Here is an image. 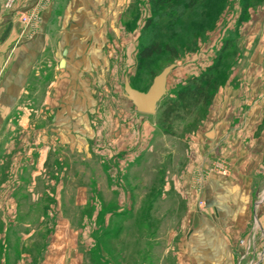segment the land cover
<instances>
[{
    "label": "rangeland",
    "instance_id": "374dc122",
    "mask_svg": "<svg viewBox=\"0 0 264 264\" xmlns=\"http://www.w3.org/2000/svg\"><path fill=\"white\" fill-rule=\"evenodd\" d=\"M95 1L56 29L93 63L70 101L87 109L77 131L56 132L39 93L27 130L0 133V264H264V0ZM166 68L154 111H136L125 83L145 92ZM206 71L197 104L163 120ZM106 144L123 154L107 161Z\"/></svg>",
    "mask_w": 264,
    "mask_h": 264
},
{
    "label": "crops",
    "instance_id": "0c3cea01",
    "mask_svg": "<svg viewBox=\"0 0 264 264\" xmlns=\"http://www.w3.org/2000/svg\"><path fill=\"white\" fill-rule=\"evenodd\" d=\"M87 1L16 0L11 9H4L0 1V133L27 130L30 97L39 93L42 94L44 109L52 111L55 131L62 132V129L65 131L66 126L68 132L77 131V116L82 114L86 116L87 109L81 108V106L74 107L70 101L86 98L84 94L77 93L76 76L78 74L84 76L90 74L86 69L91 67L93 63L85 59H72L73 51L68 47L65 49L66 57L63 58L64 65L60 67L59 60L61 58L56 60V57L63 55L64 46L58 40L59 34L56 33V29L62 28L60 26L66 25L69 20L78 21L81 15H75V13L72 15V11L68 7L72 4H85ZM95 2L100 3L101 0ZM58 4L67 5L60 16L56 13ZM33 9L34 23L25 25L21 22L20 16L28 15L29 11ZM82 13L86 12L82 11ZM67 52L69 53L68 56ZM94 63L99 64V61ZM45 67L53 70L52 80L47 83L46 87L44 84L45 76H43ZM77 68H82V72L76 70ZM34 79L36 81L35 86L30 87V83ZM84 123H86L85 118ZM114 132L111 133V137L115 135ZM61 139L59 137V142ZM70 141L72 142L69 140L68 143ZM123 144L124 148L125 141ZM1 145H3L2 141H0ZM117 147L118 150H114V145L109 147L106 144L107 161L111 157L117 159L123 154L120 152H124V149L122 148L120 151V146L117 145ZM43 148L40 151L41 162L44 159ZM205 181L206 188L215 189L217 182L215 179L207 178ZM203 194H206L205 190H203ZM247 200H249V195L245 192L235 211L241 210L245 214L247 212Z\"/></svg>",
    "mask_w": 264,
    "mask_h": 264
},
{
    "label": "trees",
    "instance_id": "16d2710c",
    "mask_svg": "<svg viewBox=\"0 0 264 264\" xmlns=\"http://www.w3.org/2000/svg\"><path fill=\"white\" fill-rule=\"evenodd\" d=\"M161 3H166L169 0H158ZM160 47L157 44H151L143 47L138 56L140 58L148 57L153 53L159 52ZM213 67H216L214 65ZM212 67V68H213ZM211 68V67H210ZM209 68V69H210ZM212 79V75L209 71L201 73L200 75L191 76L188 81L190 86L179 90L176 93L175 100L168 101L163 112V120L167 121L174 114L183 111L189 113L190 107L197 104V101L200 97H203L204 91L202 90L203 86H209Z\"/></svg>",
    "mask_w": 264,
    "mask_h": 264
},
{
    "label": "water",
    "instance_id": "95a60500",
    "mask_svg": "<svg viewBox=\"0 0 264 264\" xmlns=\"http://www.w3.org/2000/svg\"><path fill=\"white\" fill-rule=\"evenodd\" d=\"M62 54H66V50L62 51ZM64 65V59L59 60V66ZM168 68L164 69L157 75L152 84L145 92H141L132 88L128 83H125L124 90L126 97L132 101L135 105L136 111L140 113L150 114L154 111L156 102L162 97L165 90V76ZM212 131L206 133V137H212Z\"/></svg>",
    "mask_w": 264,
    "mask_h": 264
},
{
    "label": "built area",
    "instance_id": "2783aa9c",
    "mask_svg": "<svg viewBox=\"0 0 264 264\" xmlns=\"http://www.w3.org/2000/svg\"><path fill=\"white\" fill-rule=\"evenodd\" d=\"M16 0H7V2L5 3V6L7 8H12L14 3H15ZM20 20L22 23H24L25 25L29 24L30 22V17L27 16L26 14L25 15H21L20 16ZM205 204L204 200L203 199H199L198 200V207H202L203 205Z\"/></svg>",
    "mask_w": 264,
    "mask_h": 264
}]
</instances>
